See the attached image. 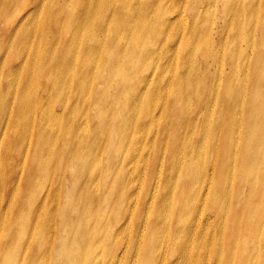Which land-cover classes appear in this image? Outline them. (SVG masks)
<instances>
[{"label": "rangeland", "instance_id": "obj_1", "mask_svg": "<svg viewBox=\"0 0 264 264\" xmlns=\"http://www.w3.org/2000/svg\"><path fill=\"white\" fill-rule=\"evenodd\" d=\"M19 2L21 4L25 0ZM76 6V0H68L69 12H75ZM249 6L252 8L248 9ZM261 6L262 3L257 8L252 0H103L100 5L92 4L96 12L107 10L109 14L115 7L126 10V14L121 13L118 27L109 26L108 20L104 24L107 35L113 31L117 36L112 45L116 52H110L113 55L102 52L109 46L108 42H102L97 52H69L68 86L53 90L50 83L46 84L48 97H43L39 90H31L28 95L33 97L34 107L27 109L24 119L17 120L16 130L8 132V138L16 134L8 152L5 154L0 149V179L8 178L10 160L19 165L20 174L17 177L23 178L19 186L12 189L11 193L15 195L12 200L9 197L4 199L0 192V245L7 242L16 226L23 230L15 246V264H48L47 259H41L36 253L45 239L46 245L42 249L49 250L48 247L53 246V255L54 247L68 246L73 262L66 256L59 259V264H80L79 259L93 252L95 247L98 249L94 252L93 261L98 259L99 264L117 262L114 255L118 256L119 250L109 247L114 242L122 244L118 264H174L179 256V245L173 244L174 237L167 227L155 228L156 220L152 214L160 206L164 184H167L166 194L172 196L175 204L168 210L160 208L159 222L173 226L178 216L185 220L184 225L195 227L186 264H238L237 261L227 260L228 251L225 248L226 240L235 235V230L227 225L224 226V237L217 233L219 221L225 215L213 204V199L217 183L224 180L223 173L227 181L223 185L224 193L230 192V186L231 191L241 186V192L231 199L233 208L229 198H225L227 215L229 210L234 209L239 214L244 212L242 218L253 210L264 212V163L245 165L247 173L241 175L244 168L243 124L259 122V135L264 128L260 117L264 107L259 114L248 109L249 100L253 101V92L247 86L253 89V75L259 74L262 68L252 72L246 67L247 61L252 64L257 43L260 42L258 27L262 23L264 25V7ZM79 9L77 7L76 14ZM175 9L180 11V17L172 13ZM166 11L167 15H171L172 28L160 25L159 20ZM74 21L68 22L73 32L76 28ZM235 23L244 32L251 27L256 29L253 47L246 45L245 37L237 35ZM82 30L87 34L88 25ZM95 32L99 33V30ZM233 41L243 50L235 47L236 64L230 61L228 52L234 47L231 44ZM140 42L143 45L137 50ZM219 42L222 46L218 48L215 44ZM147 43L148 48L145 46ZM152 45L153 50L158 51L164 47L165 52H152ZM205 47L210 52H206ZM88 55H91V61L85 64ZM26 56H30L33 62L39 59L36 52H27ZM26 56L22 53L10 57L20 73L23 72ZM259 57L264 59V52H260ZM115 62L122 63L127 76L106 81L107 71H100V68ZM126 77L129 80L123 82ZM230 78H234L236 95L240 82L245 83V93L239 102L231 104V108L235 109L232 122L226 116L216 127L221 114L217 97L230 85ZM259 79L263 84L264 76ZM33 85L41 87L37 76ZM15 92L19 96L22 94L21 88ZM256 99L261 101L257 96ZM146 102L151 104L150 110L147 115H139L136 107L141 108ZM118 113L119 123H132L127 127L129 132L125 131L121 136L127 140L119 138L118 133L108 135L109 125ZM203 115L207 119L209 117V123L202 120ZM54 116L59 120H55ZM22 123H26L28 128L22 129ZM200 128L202 130L196 136L193 132ZM227 131H233V138L228 136ZM102 135L107 136L105 141L101 140ZM92 137L96 138L95 144L91 142ZM229 137L230 142L227 143ZM66 138L68 147L63 151ZM169 140L171 147L163 149L169 145ZM112 141L118 144L119 151L110 149ZM196 143H202V146L197 149ZM73 148L77 150V159L71 156ZM172 149L179 153L180 161L194 158L197 162L199 175L194 185L182 187L172 179L179 169L178 161L171 156ZM48 153H51L48 175L30 174L29 169L32 172L31 167L35 166L39 156L42 154L45 157ZM113 155L127 162L124 168L127 174L132 172V180L125 188L116 182L124 178L117 175L118 167L113 165L116 158L110 157ZM132 165L135 166L134 173ZM4 182L7 183L6 180ZM156 182L158 189L153 192L150 185ZM209 182L211 187L205 196ZM255 183L257 188L250 187ZM147 188H150L149 194L142 198ZM200 188L204 193L198 195ZM10 201L12 211L9 210ZM40 204L43 206L40 207ZM181 204L183 207L180 209ZM119 205L128 211L135 205L133 214L122 217L119 224L125 227L123 235H118V227L113 226ZM101 214L104 224L112 226V231L101 232L102 239L94 228ZM37 221L46 223L41 238L34 232ZM259 224L263 229L262 222ZM87 225L92 229L90 236L86 235ZM256 229L262 231L258 225ZM202 235L204 241L198 249L196 241ZM97 236L101 244L95 243ZM223 239L224 245L217 249L218 241L222 243ZM239 239L246 242L249 248H253L256 242L241 235ZM232 251L233 248H230V253ZM252 263L264 264V252L261 258H253ZM252 263L245 261L242 264ZM0 264H4L1 253Z\"/></svg>", "mask_w": 264, "mask_h": 264}, {"label": "bare ground", "instance_id": "obj_2", "mask_svg": "<svg viewBox=\"0 0 264 264\" xmlns=\"http://www.w3.org/2000/svg\"><path fill=\"white\" fill-rule=\"evenodd\" d=\"M20 0H0V149L6 154L10 149L12 143V137L14 138L16 134H12L8 138V132L17 129L16 122L19 118H25V113L27 112L28 108L34 107V99L28 93L31 90H39L42 93L43 97H48L49 90L46 89V84L50 83V87L54 90L60 86H68V53L69 52H97L101 49L102 42H108L109 46L104 48L102 52H116L114 51L112 45L114 44L117 36L112 31L108 35L105 33L104 24L108 20V25L114 27L119 26V19L121 17V13L126 14V10L119 9L117 7L113 8L110 13L108 14L107 10H102L100 12H96L92 8V4L94 3L96 6L100 5V2L103 0H76L77 6L75 12L68 11V0H25V2L21 3ZM252 3H255L256 7L258 8L259 4L262 3L261 7H264V0H252ZM227 2L226 5H228ZM82 5V6H81ZM77 7H79V11L77 12ZM252 8L249 6L248 9ZM242 11L246 9L242 8ZM96 13V14H95ZM168 11L162 13V17L159 20L160 25L172 28L173 22L171 20V15H167ZM175 14V17H180V11L177 9L172 11ZM95 14V15H93ZM131 17V16H130ZM75 20V21H74ZM74 21L75 24V31H72L71 25H68V22ZM67 24V25H65ZM89 27L88 33L86 34L82 28L85 26ZM236 25L237 35L240 37H245L246 45L253 47L255 45L253 41V36L256 32V29L251 27L248 28L247 32H244L241 28ZM98 29L99 33H96L95 30ZM258 32L260 37L258 40L260 42L257 43V48L255 50L256 54L255 57L252 58V64L249 61L246 62V67L248 70L254 72H258L260 68L262 70L259 74L253 75L255 86L251 89L250 85H247L249 90L253 92V101L249 100L248 109H251L252 112L259 114L264 107V83L261 84L259 78H263L264 76V59L259 57L260 52H264V25L263 23L258 27ZM103 34V35H102ZM162 36V33H161ZM160 36V37H161ZM116 37V38H115ZM136 40H138V34L135 35ZM261 39H263L261 41ZM58 44V45H57ZM234 47L230 48L228 52H230V61H233V64H236V58L234 52H236V48L241 49L234 41L231 43ZM57 45V46H55ZM143 42H140L139 48H141ZM147 48L149 47L148 43L145 45ZM218 48L222 46V43L219 42L215 44ZM153 45L150 47L152 52H165L164 47L161 50H153ZM206 52H210L206 47ZM242 50V49H241ZM166 51H169L166 49ZM243 51V50H242ZM27 52H36L39 56V59L36 62H33L30 56H26ZM218 52V51H215ZM223 52V51H222ZM24 53L26 56L24 61V69L23 72L20 73L16 66L13 65V60L10 57H16L20 54ZM112 54V53H110ZM113 55V54H112ZM113 59V58H112ZM110 60V59H109ZM117 61H121L120 59L115 58ZM91 61V55L86 56L85 64H89ZM106 70V81L114 80L118 76L126 75V70L121 62H115L114 65H107L105 68H100V71ZM39 80L41 87L33 85V81L35 77ZM129 79L126 77L123 82H127ZM234 78H230V85L226 86V90L219 94L217 97L218 104L221 105L220 120L216 124L220 126L222 123H219L222 119L226 116L232 122L233 119V112L235 109L231 108V104L234 102H239L241 100V96L245 93V83L242 84L240 82L239 91L236 95V92L233 88ZM82 86V85H78ZM21 88L22 94L19 96L17 89ZM216 93L213 95L215 98ZM236 95V96H235ZM256 96L261 98V101L256 99ZM178 98H176L177 101ZM201 101V97L199 98ZM257 100V102L255 101ZM204 102V101H203ZM151 104L148 102L141 108H137L136 110L139 115H147L148 111L150 110ZM230 107V108H229ZM183 108V106H181ZM180 109V108H179ZM101 110V109H100ZM39 111L42 113V108L39 106ZM119 112V111H118ZM105 117V113L103 112V118ZM237 114H235V119ZM261 122L264 126V110L262 111L261 115ZM55 120H59V117L54 116ZM209 119V117H208ZM208 119L203 115L202 120L209 123ZM234 119V120H235ZM120 122L119 113L116 114L113 119L112 123H110V129L108 130V135L114 136L118 133V137L124 140L126 138H122V133L128 131V126L132 125L130 121ZM215 122L213 121V124ZM141 125V123H140ZM244 125V152L242 153V163H243V170L244 176L246 175V170L248 169L247 164L257 165L264 163V128L262 133L259 135L260 123L259 122H249ZM231 126V123H230ZM128 127V128H127ZM200 127L205 130L203 124H200ZM22 129H27L28 125L26 123H22ZM194 130V134L199 136V133L202 129ZM129 132V131H128ZM228 136L233 138V131L230 133L227 131ZM236 134H237V127H236ZM43 135L41 133L40 137ZM107 139L106 135L101 136V140L105 141ZM96 138L92 137L91 142L95 144ZM43 139L41 140L43 144ZM143 142V140H142ZM216 142V140H215ZM230 142V137L228 138V142ZM19 143V142H18ZM17 143V144H18ZM16 144V145H17ZM115 142H111V150L119 151L120 147L117 146ZM202 146V143L199 145L198 143L195 144V147L199 149ZM68 147V140L67 138L64 140V150ZM171 147V143L169 140V145L167 147H162L163 149H168ZM176 145L172 148L174 149ZM172 149L171 156L175 161L179 163V169L175 172L174 182L179 183L182 187L187 184L194 185L198 175H199V168L197 166V162L194 158L192 159H180L178 158V154L175 150ZM68 152V151H67ZM66 152V153H67ZM164 154V153H163ZM71 156L74 159L77 157V150L72 149ZM118 155L110 156L113 159L116 158ZM51 162V153H48L45 157L42 154L35 162V166L31 167L30 174L35 172L36 176L47 174L48 175V167L50 166ZM127 162L123 159L119 160L116 158L113 162V165L118 167L117 175L124 178L121 180H116L117 183H121L122 186L125 188L127 184H130L132 180V172L127 174L124 170L126 167ZM133 173L135 172V166H133ZM19 165L16 164L13 160L8 161L7 165V172L8 178L0 179V192L1 197L4 199L9 197L10 200L14 198L15 195H12V189L22 182L23 178H18V171ZM5 174L4 167L2 168ZM27 175V174H26ZM224 180H219L216 185V194L215 198L213 199V204L217 207V209L222 212L225 216L219 221V231L217 232L219 235H223L224 237V226L230 225V229L234 228L235 235L232 237H228L225 242V248L227 249V260L230 261L234 260L237 261L238 264H242L245 261H250L252 263L253 258H261L264 252V228L260 226L259 222H262L264 227V212H259L258 210L250 211L245 218H242L243 213H238V210H229V213H225L227 211L226 206V199L229 198L231 208L234 207V203L231 204V199L235 194H239L241 192V186L236 187L233 191L230 192H223V185L227 182L225 181L226 177L223 173H221ZM27 178L29 175L26 176ZM169 177H172L170 175ZM7 181V183L4 182ZM166 186L162 187L164 192L160 193L162 196L160 198L161 203L160 206L153 209L151 213L155 216L154 220H156L155 228L167 227L168 231L171 233V236L174 237L173 244L180 248L178 252V259L174 264H186L189 261V248L192 246V242L194 240V232L195 227L184 225V221L181 217H176L175 223L172 226L164 225L159 222L160 220V208H171L175 202L172 200V196L166 194ZM251 186L258 187V184H251ZM211 187V183L209 182L207 192H203V188L198 190V195L200 193H204L207 196V193ZM150 188L153 192L158 189V183L156 182L155 185H150ZM150 188H147L146 192L142 196V198H146L149 194ZM255 189V188H254ZM253 189V190H254ZM20 190V189H19ZM18 190V191H19ZM202 191V192H201ZM123 194V191L120 195ZM138 198V197H137ZM136 198V199H137ZM122 199V198H121ZM134 200V198H131ZM140 200V199H139ZM26 203V200L24 201ZM135 203V201H134ZM28 205V203H26ZM238 205V201L235 202V206ZM43 204H40L42 207ZM129 206V205H128ZM150 207V206H149ZM183 207L181 204L180 209ZM133 209H129V211L123 206L119 205V208L116 212V217H114V227H118L117 234L123 235L125 231V227L120 226V222L122 217L124 216H131L133 214V210H135V205L132 207ZM179 208V204H177V209ZM248 208V205H246ZM1 206H0V213H1ZM13 204L10 201V209L12 211ZM149 209V208H148ZM245 208H243L244 210ZM261 211H263L261 207ZM21 214L19 213V216ZM69 215V214H68ZM102 215V214H101ZM118 218V219H117ZM1 220V218H0ZM104 217L103 215L98 219V222H95L94 228L97 230L98 236L101 237V232H110L112 231V226L107 227L104 224ZM94 221L92 222V224ZM259 226L262 231L256 229V226ZM46 226V223H42L41 221H37L34 228L37 236H43V227ZM84 229V228H83ZM37 230V231H36ZM259 231V232H258ZM92 229L90 226L87 225L86 235H91ZM23 234V230L16 226L13 230L11 235L9 236L7 242L4 245H0V253L4 259V264H15V253H16V244L20 241L21 236ZM239 235L243 236L246 239L256 240L255 245L253 248H249L247 243L244 241H240ZM97 238L95 239L96 244H101L100 240ZM102 239V237H101ZM46 239L38 246L37 254L41 257V259H47L48 264H59L58 261L61 257H66L72 260L73 257L68 253V246L63 247H54V255L51 253L52 247L49 246V250H44L43 247L46 245ZM202 241H204V235H202L199 239L198 249L202 247ZM195 242V241H194ZM224 239L218 241L216 248L219 249L222 244L224 245ZM256 244H259L258 246ZM111 250H119V255L121 254L122 244L119 243H112L110 246ZM230 248H233V251L230 253ZM98 247H95V250ZM90 252L85 254L83 257L79 259L80 264H99L101 262H97L98 259L94 260V252ZM126 250V247H125ZM132 252V249H131ZM114 255V252L112 251ZM118 255V256H119ZM117 262H111L107 264H118L119 258L117 255H114ZM113 258V257H112ZM172 257L170 256L169 260ZM112 259H107L106 261H111ZM207 264V263H206ZM254 264V263H252ZM262 264V263H257Z\"/></svg>", "mask_w": 264, "mask_h": 264}]
</instances>
